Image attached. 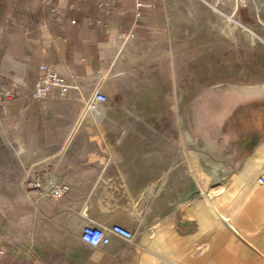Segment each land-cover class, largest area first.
Listing matches in <instances>:
<instances>
[{
    "label": "crops",
    "instance_id": "1",
    "mask_svg": "<svg viewBox=\"0 0 264 264\" xmlns=\"http://www.w3.org/2000/svg\"><path fill=\"white\" fill-rule=\"evenodd\" d=\"M1 89L0 264H264V0H0Z\"/></svg>",
    "mask_w": 264,
    "mask_h": 264
},
{
    "label": "built area",
    "instance_id": "2",
    "mask_svg": "<svg viewBox=\"0 0 264 264\" xmlns=\"http://www.w3.org/2000/svg\"><path fill=\"white\" fill-rule=\"evenodd\" d=\"M231 1L237 7L239 5L245 4L248 0ZM141 5L142 2L138 1L136 3L137 9ZM138 14L139 11L136 12V15ZM132 34V31L126 34H119L118 38L124 40ZM38 69L40 75L38 80L34 84L32 91V97L34 99L38 100L44 98L54 88L58 89L59 93L61 94L68 92L70 89L78 88L72 77L58 73L50 64L41 63ZM13 94L14 92L11 89L0 90V109L4 105L6 100ZM93 98L99 102H103L106 100V96L102 92H99L97 89L93 93ZM256 182L259 185L264 184V169H262L258 174ZM28 186L30 188L43 189L44 191H47L48 194L55 197L60 196L68 191V186L66 184H53L49 188L45 189L39 179H34L30 181L28 183ZM110 233L118 235L119 237L127 240H130L133 237V233L131 230L118 224L112 225L110 228L101 227L96 224H85L81 229L80 238L83 242L91 246H98L101 244L108 243Z\"/></svg>",
    "mask_w": 264,
    "mask_h": 264
},
{
    "label": "rangeland",
    "instance_id": "3",
    "mask_svg": "<svg viewBox=\"0 0 264 264\" xmlns=\"http://www.w3.org/2000/svg\"><path fill=\"white\" fill-rule=\"evenodd\" d=\"M208 109H209V111H211L212 107H211V106H209V108H208ZM194 110H196V109H194Z\"/></svg>",
    "mask_w": 264,
    "mask_h": 264
}]
</instances>
